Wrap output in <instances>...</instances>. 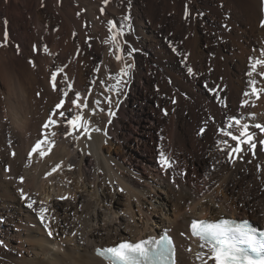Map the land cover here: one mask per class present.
<instances>
[{
  "label": "bare ground",
  "instance_id": "6f19581e",
  "mask_svg": "<svg viewBox=\"0 0 264 264\" xmlns=\"http://www.w3.org/2000/svg\"><path fill=\"white\" fill-rule=\"evenodd\" d=\"M124 12L127 23L118 20ZM105 18L123 27L116 71L130 66L109 106L113 116L95 104L111 85ZM262 22L264 0H0V264H105L97 247L162 230L173 235L178 264H201L197 254L207 249L191 236L192 219L252 218L264 227V133L252 129L255 155L245 145L234 164L217 147L228 116L264 125V93L243 95L250 79L264 88V65L247 75L253 60L264 59ZM58 68L64 71L53 89ZM74 69L80 103L96 110L84 115L101 131L69 142L61 118L49 129L57 132L52 152L34 153L26 166L50 114L78 111L67 103L55 108ZM159 125L170 158L182 157L175 183L155 160L151 166ZM20 189L37 201L33 208L40 201L48 207L53 236Z\"/></svg>",
  "mask_w": 264,
  "mask_h": 264
},
{
  "label": "snow or ice",
  "instance_id": "6c2138e0",
  "mask_svg": "<svg viewBox=\"0 0 264 264\" xmlns=\"http://www.w3.org/2000/svg\"><path fill=\"white\" fill-rule=\"evenodd\" d=\"M107 2V0H105ZM187 15V14H186ZM125 20H129V17H124ZM7 23V21H5ZM130 27V26H129ZM261 27H264V22L261 23ZM109 33L110 37L106 43H110L117 53H122L118 38L123 35V27L117 28V25L113 21H109ZM5 39H7V32H5ZM44 51L47 53L48 49L45 46ZM135 51V49H133ZM261 56L264 57V49L261 50ZM116 59L119 61L122 59L120 54L116 55ZM264 65V59H255L251 63V71L247 73L249 77L253 76V73L257 71V67ZM33 66H35L33 64ZM121 69V75H127V69ZM64 71L63 68L56 69L55 72L51 74V83L53 89L56 88L57 75ZM99 71V69H97ZM190 75L194 74L192 68L187 69ZM259 75L264 77V72H260ZM112 77H110L111 79ZM116 84L112 86V90L117 92L120 91V85L122 83L120 76L116 78ZM251 86L250 92H244V96L248 97L250 95L259 97L260 93H264V88L257 89V81L255 79H250ZM72 85H68V90L63 92L65 97L68 96ZM209 91L215 94L214 89H209ZM109 105L112 104L110 97L105 98ZM81 95L80 93H75V99L71 100L70 103L75 105L78 109L77 113L73 116L68 117L66 111H53L48 120L42 125L43 139L37 140L35 145L32 147L31 151L28 153V164L29 166L32 162V156L34 153H39L41 158L47 157L56 145L55 137L57 132L54 130H49L50 127L60 126L61 118H63V126L67 129L63 133L65 139L72 137L74 140H79L82 136H87L91 139V132H100V128H90L91 121L84 115V109H88L93 115L96 114L95 109H89L88 103L85 100L84 103H80ZM64 100H61L55 105L56 109H62L64 107ZM101 102L99 100L95 101V104L99 106ZM119 103V101H117ZM220 103L227 107L224 100H220ZM249 106L248 99L243 100L241 107ZM253 107L255 105H252ZM100 111H104L100 109ZM109 116L115 115L109 109ZM167 114V113H165ZM252 117H255V113H249ZM53 117H57L54 119ZM111 123V120L108 121ZM252 129H259L261 133H264V125L260 123L249 124L243 122L235 116H228L226 123L218 129L219 139L217 141L218 150L224 151L227 159L235 163L236 159L241 158V153L245 151L244 146H247V150L251 151L255 155V149L257 144L255 142L256 132ZM204 129H201V134ZM79 133V134H76ZM107 135V133H105ZM229 141L235 142L234 144ZM261 145H264V139L259 141ZM43 145V147H42ZM14 156L15 153H12ZM160 165L167 171L168 168L172 167V162L169 160L168 156L163 150L160 151ZM63 162L56 164L47 175H52L53 172L57 171ZM24 178L20 177V182L23 183ZM175 183V181L173 180ZM121 192L124 189H120ZM20 195L26 201H29L27 206L33 211H38V216L43 224V227L48 230L47 234L49 237L53 236V231L46 222L48 217L46 213L48 212V207L43 201L39 202L38 210L33 208V205L37 204L36 200H30L29 197L24 193L23 189H20ZM60 199H68L66 196L60 197ZM191 211V209H189ZM190 233L192 237H196L201 241L200 247L206 248V253H198L197 259L201 261V264H264V232H258L256 229L250 226L247 220L237 222L231 219H219L216 221L208 220H197L192 219L190 222ZM73 236L76 235L75 232L72 233ZM181 235H184L183 233ZM3 241H0L2 244ZM188 251H191L189 248ZM96 255L100 257L105 264H176L175 253L176 247L167 231L164 232L159 238L155 236H149L147 239H141L139 241L133 242L129 240L122 241L115 246L102 247L95 250ZM205 256L207 257L205 259Z\"/></svg>",
  "mask_w": 264,
  "mask_h": 264
},
{
  "label": "rangeland",
  "instance_id": "374dc122",
  "mask_svg": "<svg viewBox=\"0 0 264 264\" xmlns=\"http://www.w3.org/2000/svg\"><path fill=\"white\" fill-rule=\"evenodd\" d=\"M90 1H92L93 3H95L96 4V0H90ZM121 0H119V2H120ZM104 11H106V9L104 8ZM98 17H100L101 18V16L99 15V14H96ZM118 17H119V19H118ZM118 17H115L114 16V18H117L118 20H119V22H122V23H127V21L128 20H125L124 19V17H128L127 16V12H124L123 14H121V15H119ZM105 21H106V23L109 25V20L108 19H106L105 18ZM109 37H110V35H109ZM114 51H115V49L113 48V46H112V57H111V60H110V67H109V71H110V75L109 76H111L112 78H111V80H107V82L108 83H110L111 85H109L108 86V88L106 89V93H107V97H110L111 98V100H113V96H115V94L116 93H118L117 91H115V90H112V86L113 85H115L116 84V77L117 76H120V78H121V81H122V79H123V75H121V73H119V72H117L116 71V68L114 67L115 65H114V60H115V56H114ZM114 56V57H113ZM76 75V71H75V69H74V74H73V76H72V78H67V79H65L64 81V83H63V86H62V88H61V92H60V101L61 100H64L65 101V103H64V105L67 103L70 107H73V105L70 103V101L71 100H73V99H75V93H77L76 92V88H75V83H74V81L76 80L75 79V76ZM75 76V77H74ZM66 83V84H65ZM69 84H71L72 85V88H71V90L69 91V94H68V96L67 97H65L64 95H63V92L64 91H66V90H68V85ZM67 86V87H66ZM125 84L124 83H121V85H120V90L121 89H123V87L125 88ZM111 93V94H110ZM106 98V97H105ZM134 98H136V97H134ZM134 98H133V100H134ZM55 100V99H54ZM53 100V101H54ZM59 101V102H60ZM58 102V103H59ZM101 103H100V105L101 106H103V109L104 110H109L110 109V105H109V103L107 102V100L106 99H101V101H100ZM128 125V128H129V130L131 131V132H135L136 131V129H135V126H132V128L134 129H132L131 128V126L129 125V124H127ZM165 129V128H164ZM163 129V126L161 125H159V130L157 131V135H156V144H155V149H156V153L155 152H151V151H149L148 152V154H149V158H151V166H152V164H154V160L157 162V164L159 165V166H161L160 165V162H159V160H160V156H159V154H160V151L161 150H163L164 151V153L166 154V156H168V158H169V160L172 162V167L171 168H168L167 169V172H168V177H170V179H172V180H174L173 179V177H174V175H176L178 172H179V170H180V168H181V165L183 164V162H182V157H180L179 158V156L177 157V156H171V158H170V156H169V153H168V144H167V142H166V138H165V130ZM159 132V133H158ZM164 139V140H163ZM67 140H69V142H70V140H73L72 138H69V139H67ZM161 146V147H160ZM125 147V146H124ZM168 147V148H167ZM73 148V147H72ZM72 148H71V150H72ZM74 149V148H73ZM159 150V151H158ZM130 150H128V148H125V152L127 153V152H129ZM154 154V155H153ZM126 160V162L128 163V162H130L129 161V159L127 158V159H125ZM179 161V162H178ZM176 164V165H175ZM179 164H181V165H179ZM170 170V171H169ZM177 171V172H176ZM200 172H201V174H203L204 173V171H203V168L202 169H200ZM171 174V175H170ZM171 176H173V177H171ZM171 180V181H172ZM248 219H250L253 223H255V221L252 219V218H248ZM2 223H3V221H2ZM256 224V223H255ZM32 227H33V224L31 225ZM182 232V231H181Z\"/></svg>",
  "mask_w": 264,
  "mask_h": 264
}]
</instances>
